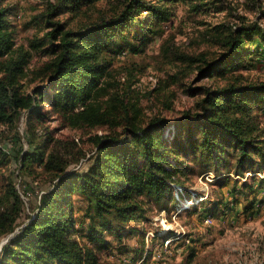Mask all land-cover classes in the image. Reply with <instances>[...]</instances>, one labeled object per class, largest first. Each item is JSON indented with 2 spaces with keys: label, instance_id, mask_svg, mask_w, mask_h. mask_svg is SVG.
<instances>
[{
  "label": "rangeland",
  "instance_id": "rangeland-1",
  "mask_svg": "<svg viewBox=\"0 0 264 264\" xmlns=\"http://www.w3.org/2000/svg\"><path fill=\"white\" fill-rule=\"evenodd\" d=\"M64 1L0 0L13 43L2 61L22 59L15 62L22 69L21 74L16 72L15 85L23 95L47 84L46 66L53 55L44 42L51 29L45 14L50 5L61 7ZM128 3L84 1L75 9L59 8L53 19L79 30L118 16ZM163 5L170 13L168 20L151 21L152 34L147 31L145 42L140 45L132 29L127 41L105 53L98 88L83 119L74 122L70 114L49 112L36 121L22 110L12 125L0 124V212L14 208L11 193H16L21 203L15 232L42 193L87 169L97 136L124 139L131 128L161 120L163 135L171 140L185 115L195 118L200 113L203 89L264 83V55L257 52L238 60V66L224 75L201 72L206 62L227 51L226 41L238 27L257 24L264 30V0H171ZM136 17L147 20L145 11ZM244 49L253 52L255 44ZM41 108L50 107L44 102ZM242 122L261 149L245 161L232 148L219 152L217 160L195 155L186 142V123L180 126L187 147L177 155L181 170L171 186L172 197L159 205L140 195V208L130 221L98 216L83 196L73 192L74 238L102 263L264 264V187L259 183L264 176V112L251 106ZM34 147L44 154L43 161L22 164L21 157ZM12 236L0 237V248Z\"/></svg>",
  "mask_w": 264,
  "mask_h": 264
},
{
  "label": "trees",
  "instance_id": "trees-1",
  "mask_svg": "<svg viewBox=\"0 0 264 264\" xmlns=\"http://www.w3.org/2000/svg\"><path fill=\"white\" fill-rule=\"evenodd\" d=\"M84 1L94 0H65L61 7H48L45 21L51 29L46 32L44 42L49 44L46 50L53 55V60L46 66L47 84L36 86L32 94L27 95L15 85L16 72H22L15 62H22V59H10L7 64L2 61L13 43L6 32L5 10L0 3V70L3 72L0 75V124L12 125L22 110L36 121L49 112L62 116L70 114L74 122L83 119L82 114L98 88L105 53L117 48L121 40L127 41L132 29L139 44L145 42L147 31L152 34L148 28L151 21L168 20L170 13L163 2L171 0H156L155 3L129 0L118 16L79 30L54 21L59 8L75 9ZM143 11L147 20L136 17ZM226 44L227 51L206 62L201 72L209 76L224 75L248 54L264 55V30L257 24L238 27ZM246 44H255V50H245ZM202 93L200 113L195 118L185 115L175 125L171 140L164 137L165 124L161 120L131 128L129 133H124V139L97 136L95 153L87 169L70 174L42 193L33 213L16 232V210L21 200L16 193H11L14 208L0 212V237L10 233L13 236L0 248V264H114L100 262L97 254L86 250L74 238L76 221L71 194L83 196L98 216H118L122 222L134 218L140 208L137 201L140 195L145 194L161 205L163 199L172 197L171 186L181 170L177 155L187 147L179 131L184 123L188 148L195 155L205 154L210 160H217L219 152L232 148L238 150L245 161L251 153L261 150L253 143L252 130L243 125L242 117L251 111V106L264 112V83L203 89ZM44 102L49 104V111H42ZM77 108L81 110L76 111ZM43 157L44 154L34 147L31 153L21 157V161L22 164L42 162ZM214 172L219 175L216 169ZM259 183L264 187V176Z\"/></svg>",
  "mask_w": 264,
  "mask_h": 264
}]
</instances>
